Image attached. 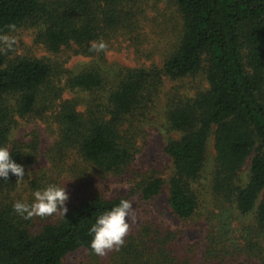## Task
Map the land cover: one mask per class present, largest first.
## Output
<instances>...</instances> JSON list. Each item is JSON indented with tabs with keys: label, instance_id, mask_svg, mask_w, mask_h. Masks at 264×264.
<instances>
[{
	"label": "trees",
	"instance_id": "obj_1",
	"mask_svg": "<svg viewBox=\"0 0 264 264\" xmlns=\"http://www.w3.org/2000/svg\"><path fill=\"white\" fill-rule=\"evenodd\" d=\"M161 1L0 0V146L9 148L26 174L40 156L41 139L38 132L29 141L14 138L18 119L51 121L55 130L45 151L49 170L27 176L26 188L25 176L0 178V264H65L68 254L82 248L90 264H196L195 245L176 243L179 233L152 223L126 235L119 249L95 254L91 225L128 196L107 197L99 190L73 206L66 201L65 216L31 219L16 214L13 203H31L35 190L58 185L55 175L68 168L74 177L94 171L127 180L145 199L167 186L173 213L191 220L204 204L211 142L215 159L206 177L213 204L227 214L235 208L254 217L249 229L255 235L247 238L246 249L236 244V251L249 258L252 238L264 239V0H164L165 7H156ZM155 7L157 15L149 16ZM20 26L34 30L37 42L54 54L68 49L95 59L77 72L49 58L10 59L2 36ZM148 27L156 37L159 29L163 37L174 35L158 63L105 67L114 41H128L140 53ZM100 41L104 50H90ZM198 76L202 81L194 86L190 81ZM168 83L166 179L160 170H141L134 162ZM66 92L77 95L65 98ZM218 243L208 246L205 263L226 264ZM245 264L257 263L249 258Z\"/></svg>",
	"mask_w": 264,
	"mask_h": 264
},
{
	"label": "rangeland",
	"instance_id": "obj_2",
	"mask_svg": "<svg viewBox=\"0 0 264 264\" xmlns=\"http://www.w3.org/2000/svg\"><path fill=\"white\" fill-rule=\"evenodd\" d=\"M154 1L150 0V3L153 4ZM164 5L165 1L162 0L156 7L160 6V8H163L165 7ZM156 7L149 9V16L154 17L157 15ZM172 26H175V23H172ZM146 32L150 36L142 45L140 53L128 41H123L122 39L114 41L113 45L105 52L103 61L105 67L112 69L121 66H150L155 62L158 63L162 54L164 55L167 48H170L174 35L163 37L160 33L161 29H159V37H156L151 27H148ZM2 43L4 44V49L9 53L10 59H15L19 56L49 58L52 59V62L62 65L65 70L76 72L95 59V57L77 54L74 50L68 49L59 54H54L47 50L42 43L37 42L35 31L26 26H20L5 33L2 36ZM97 60L99 61V59ZM200 81H202V77L198 76L196 80L190 82L194 86H198ZM185 84L188 86V83ZM170 85V83L167 84L163 95L155 106V110L151 115L152 121L146 127L148 134L144 140L140 141L139 151L134 162V166L141 170H160L166 179L171 174V162L164 150L167 135L164 129L166 92ZM203 85L205 86L206 84L203 83ZM76 95L74 92H66L63 97L71 98ZM49 116L51 118V111ZM18 122V126L14 130V138L29 141L32 137V132H38L41 139L40 156L25 174L24 188H26L30 182L27 180V176L29 180L30 178H37L40 170L47 171L52 166L45 155V151L55 140V130L51 127V121L48 122L40 118L18 119ZM209 151V164L204 174L203 187H201L204 194V204L191 220H182L173 213L168 201L169 191L167 186L156 197L145 199L140 194L132 191L131 182L118 180L110 175L104 176L94 171H87L86 175L74 177L67 168L59 177L55 175L54 179L60 186L65 184V189L69 194L67 202L72 206L99 190L104 191L107 197L116 195L128 196L133 204L135 218L128 221L130 227L126 235L136 232L146 223L156 224L163 230L175 231L179 233L176 243L182 246L191 244L196 246V264H214V261L205 263V252L208 251V246L216 241L219 242L217 248L219 250L222 249L226 253V264H245L249 258L257 264H264V239L258 241L255 237L252 238L255 251L252 255H249V258L247 254L238 253L235 249L236 244L245 248L246 245L250 244L247 238L255 235L249 229V226L254 222L253 215H242L235 208L227 214L228 212H221L212 202L213 196L210 193V184L206 177L215 159V150L212 142ZM248 166L249 162L244 169L246 170ZM28 194L29 191L24 192L25 196H28ZM91 260L88 250L82 248L68 254L65 258V264H90ZM215 260L218 261V259Z\"/></svg>",
	"mask_w": 264,
	"mask_h": 264
},
{
	"label": "clouds",
	"instance_id": "obj_3",
	"mask_svg": "<svg viewBox=\"0 0 264 264\" xmlns=\"http://www.w3.org/2000/svg\"><path fill=\"white\" fill-rule=\"evenodd\" d=\"M107 47L106 43L100 41L93 42L91 49L102 51ZM22 180L25 176V168L17 163L10 150L6 146H0V178L8 180L9 174ZM31 203L16 201L13 203V210L24 219L33 217H47L55 213L65 216L67 213L66 201L69 194L63 186L49 184L46 187L35 190ZM133 204L130 200L120 199L119 203L98 215L91 225L89 232L91 235L90 248L92 251L103 256L108 250L119 249L124 243V237L130 227L129 220H134Z\"/></svg>",
	"mask_w": 264,
	"mask_h": 264
}]
</instances>
